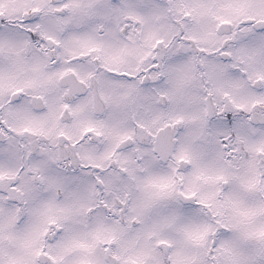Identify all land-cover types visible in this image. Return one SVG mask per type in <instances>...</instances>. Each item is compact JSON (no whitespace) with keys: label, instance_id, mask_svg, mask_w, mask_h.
I'll return each mask as SVG.
<instances>
[{"label":"snow or ice","instance_id":"6c2138e0","mask_svg":"<svg viewBox=\"0 0 264 264\" xmlns=\"http://www.w3.org/2000/svg\"><path fill=\"white\" fill-rule=\"evenodd\" d=\"M0 264H264V0H0Z\"/></svg>","mask_w":264,"mask_h":264}]
</instances>
